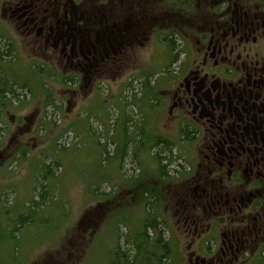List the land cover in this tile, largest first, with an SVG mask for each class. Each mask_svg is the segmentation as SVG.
Wrapping results in <instances>:
<instances>
[{
	"label": "rangeland",
	"instance_id": "1",
	"mask_svg": "<svg viewBox=\"0 0 264 264\" xmlns=\"http://www.w3.org/2000/svg\"><path fill=\"white\" fill-rule=\"evenodd\" d=\"M31 2L36 3L32 10L34 17L20 18L21 12L17 13V10ZM56 2L61 4L63 1L0 0V46L11 43L15 52L13 58H8V62L2 63L1 67L20 84H27V88L16 87L17 94H20L18 99L9 95L7 104L0 102V128H3L0 131V154H6L0 170V264H106L108 250L116 248L119 238L125 239L129 233L139 231L142 221L148 218L144 206H140L143 200L139 185L145 183L143 188L159 190L161 194L164 190L174 196L191 190V186L182 187L181 182L173 185L169 183L170 179H162L161 164L154 157L159 149L150 150V144L135 150L136 160L127 157L122 162L113 155L117 150L116 141L124 143L126 139L122 122L126 112L130 113L133 122L143 119L146 114L141 130L152 142V132L160 122L158 111L163 110L155 105H144L141 109L129 105L126 103L129 100H125L126 90L130 89L142 99L150 96L155 87H162L170 76H177L183 67L181 60L186 56L197 58L195 35L191 39L178 32L174 34L178 50H186V55L181 53L178 61L165 71L164 66L170 61V45L161 39L170 35L173 29L162 31L166 24L161 26V18L150 16L137 33L142 36L147 30V39L137 45L136 41H132L135 35L132 33L125 39L131 44L124 45L118 57L120 59L104 63L99 67L98 77L91 75L92 80L84 82L83 78L89 74L80 71L77 74L60 50L44 43L48 28L52 24L54 26L52 13L57 6H49L48 3ZM108 2L105 3L107 10L112 12L107 13L122 16L132 15L134 9H140L146 15L154 5L155 9L167 5V1L163 0ZM47 8L50 18L40 24L44 17L42 12L35 17L36 12ZM83 11L91 14V5ZM31 19H34L32 23ZM40 29H44L42 34H38ZM34 64L44 67V71L36 70ZM71 76L76 78L68 80ZM104 82L110 83L111 89L107 84L103 85ZM4 86V81L0 82V91ZM114 93L118 95L119 103L108 110L103 106L102 114H95L93 106L101 105L97 97L111 101ZM141 110L145 114L142 115ZM26 118H30L31 125ZM38 123L39 126L33 125ZM70 132L75 134L74 138L71 136L68 142H64L65 135ZM158 134L163 135L156 132ZM164 134L166 140H175L172 147L175 158L167 167V177L178 178L190 166L199 170L204 161L194 152L193 142L183 144L176 137ZM105 150L109 156L103 153ZM162 156L166 155L163 153ZM49 165L52 175L44 173L45 166ZM244 178L247 176L244 175ZM42 184L47 185L49 195L44 206L34 212L32 201L40 200L38 190ZM245 189H248V184ZM156 201L161 202L159 197ZM176 203L171 202L168 213H165L178 239L172 263L169 262L195 264L194 256L190 257L193 251H186L185 248L192 236L183 233L184 205L181 207ZM160 207L158 211L164 210L163 202ZM148 208L152 210L153 206ZM257 213L264 217V207ZM27 217L30 219L27 220ZM255 218L258 221L250 218V227L245 230L252 233L263 226L264 233V218L262 220L258 215ZM231 228L233 225L223 223L219 227L214 226L208 240L209 258L216 259L219 255L216 254L217 248L221 241H226L223 234ZM164 231L166 239L172 237L173 231L168 228ZM252 234L249 237L252 242L246 250L236 259L233 256L229 258L231 264H264L263 254L258 253V246L264 242L253 238ZM171 240L174 241V238ZM121 242L125 247L123 240Z\"/></svg>",
	"mask_w": 264,
	"mask_h": 264
},
{
	"label": "flooded vegetation",
	"instance_id": "2",
	"mask_svg": "<svg viewBox=\"0 0 264 264\" xmlns=\"http://www.w3.org/2000/svg\"><path fill=\"white\" fill-rule=\"evenodd\" d=\"M61 1L54 4L52 15L57 20L48 28L44 43L60 50L72 68L82 71L95 67L99 72L98 65L113 54L115 62L120 59L122 49L131 44L125 39L132 33L133 42L145 40V32L142 38L137 33L150 16L161 18V26L166 24L185 37L195 35L197 58L186 56L178 75L158 87L156 98L163 110L153 130L154 135L163 134L156 136L164 138L168 133L176 139L183 138L186 127L197 132L186 143L193 142L204 164L199 170L190 166L181 176V186L191 190L171 198L177 206L184 205L183 233L192 236L185 248L193 251L190 257L194 256L195 264H231L229 258L236 259L251 244L252 233L263 242V226L252 233L245 229L250 218L258 221V215L263 220L257 212L264 207V0H176L173 7L168 0L146 15L134 9L127 16L109 15L107 5L91 6L88 14L83 11L88 3L76 7L72 0ZM35 6L31 2L17 10L19 17H34ZM38 12L44 17L40 24L50 18L48 8ZM61 16L66 20L63 24ZM40 30L38 34L44 29ZM5 155L0 154V170ZM221 223L233 228L223 234L226 241L219 244L216 259H211L208 240Z\"/></svg>",
	"mask_w": 264,
	"mask_h": 264
},
{
	"label": "trees",
	"instance_id": "3",
	"mask_svg": "<svg viewBox=\"0 0 264 264\" xmlns=\"http://www.w3.org/2000/svg\"><path fill=\"white\" fill-rule=\"evenodd\" d=\"M172 30L171 28L168 29L167 31ZM170 35H166L163 39L164 42H168L170 47H169V53H170V61L164 68V70H170L171 65L173 63H176L180 57V54L184 52V49L178 50L177 43H176V38L174 37L176 34L175 30L170 31ZM14 49L12 47L11 43H8L7 45L0 46V82L5 83L4 88L0 91V98H1V103L7 104V96L13 95V98H19L20 94H17L16 92V87H21V88H27V84H20L17 82L16 78L14 76H8L7 73L3 70L1 67V64L4 62H8V58H13L14 54ZM17 53V51H16ZM15 58V57H14ZM36 70H40L41 72L44 71V67L41 65L34 64ZM75 78V76H71L70 79L72 80ZM67 79V78H63ZM32 80L28 79L27 81ZM130 86V85H128ZM157 92H159V88L155 87L150 96H145L142 99L138 97V94L135 95L132 93V91L128 92L129 94L132 93V95L127 96L125 100H129L126 103H129V105H136L139 109H141L144 105H155L159 106L160 101L156 98ZM11 93V94H10ZM126 97V95H125ZM139 98V99H138ZM134 102V103H133ZM141 114H145L144 110L140 111ZM144 112V113H143ZM130 113L126 112L125 118L122 120L124 121V128H125V137L126 139L124 140V143H118L116 141V154L113 155L115 158H120L121 161L123 162L127 157L131 159H137V152L135 151L138 148H145L147 144H150V150L153 149H159L157 153L154 154V157L157 160L158 164L160 165V176L162 179L168 178V171L167 167L169 164H172L174 161V156L172 155V147L173 143H171L169 140H166L162 137L156 136L152 132V142L150 141V137H147L145 133L141 130V126L145 123L146 119V114L143 119L136 120L133 122V118L129 115ZM118 119L120 117L118 116ZM1 121V117H0ZM121 122V124H122ZM2 123V122H0ZM120 124V125H121ZM0 131H3V128H0ZM197 132L190 129L189 127H186L182 130V136L184 140L192 139L196 136ZM120 138V136H119ZM122 142V141H121ZM104 150V149H103ZM103 153L107 154L109 156V152L106 150L103 151ZM102 153V154H103ZM165 154L166 156H162V154ZM110 158H107V160ZM166 162V164H162V162ZM45 171L44 173L48 175H52V169L51 166H45ZM46 174L44 176L46 177ZM158 186V185H157ZM160 186H158L159 188ZM40 192V200L32 201V207L33 211L37 212V209L39 207L44 206L45 201L47 200V196L49 195L48 193V188L47 185L42 184V187L38 190ZM167 194V193H165ZM154 196V200L152 203L153 209L150 210L148 208V218L144 221H142V224L140 225L139 231L135 232L134 234L129 233V235L126 236V238H119L118 236V230L119 226L116 227L117 230V235L115 239L119 238L118 243H116V248H112L108 250V256L109 260L107 261L106 264H171L173 255L175 252L174 248V243L170 240H167L164 237V230L166 227V222H160L158 220L157 213L155 211H158V208L160 209V204L164 201L167 202L168 199L164 196V193H160L158 191H152L149 190L148 188H144L141 197L142 200H146V202L149 201L150 198ZM161 200L156 201V199ZM164 197V198H163ZM43 202V203H42ZM32 209V208H31ZM263 217V216H262ZM264 218V217H263ZM30 218L27 217V220ZM22 224V223H20ZM18 228H16L17 230ZM152 232V234L149 232ZM125 243V247L122 245V241ZM264 242V239H261ZM121 243V244H120ZM264 249V248H263ZM264 257V255H263ZM171 263H170V262ZM169 262V263H168Z\"/></svg>",
	"mask_w": 264,
	"mask_h": 264
},
{
	"label": "crops",
	"instance_id": "4",
	"mask_svg": "<svg viewBox=\"0 0 264 264\" xmlns=\"http://www.w3.org/2000/svg\"><path fill=\"white\" fill-rule=\"evenodd\" d=\"M113 92H115V91L113 90ZM117 99H118V95H117L116 93H114L113 98H112L111 101H109V103H117V102H118ZM109 103H105V102H104V103H103L104 105H102V102H101V105L99 104V105H97V106H93L92 110H93V112H94L95 114L101 115L102 112L104 111V110H103V106H104V109H105V108H107V106H108ZM100 107H102V109H101ZM106 116H107V115H106ZM104 119H105V118H104ZM105 120H106V119H105Z\"/></svg>",
	"mask_w": 264,
	"mask_h": 264
}]
</instances>
